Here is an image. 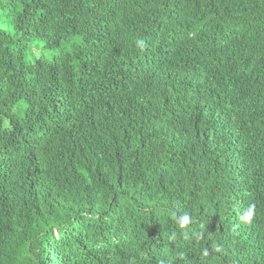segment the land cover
Returning <instances> with one entry per match:
<instances>
[{"label":"trees","instance_id":"16d2710c","mask_svg":"<svg viewBox=\"0 0 264 264\" xmlns=\"http://www.w3.org/2000/svg\"><path fill=\"white\" fill-rule=\"evenodd\" d=\"M0 264H264V0H0Z\"/></svg>","mask_w":264,"mask_h":264},{"label":"rangeland","instance_id":"374dc122","mask_svg":"<svg viewBox=\"0 0 264 264\" xmlns=\"http://www.w3.org/2000/svg\"><path fill=\"white\" fill-rule=\"evenodd\" d=\"M35 52V51H34ZM51 56V55H50Z\"/></svg>","mask_w":264,"mask_h":264},{"label":"clouds","instance_id":"9594fccd","mask_svg":"<svg viewBox=\"0 0 264 264\" xmlns=\"http://www.w3.org/2000/svg\"><path fill=\"white\" fill-rule=\"evenodd\" d=\"M142 43V42H141Z\"/></svg>","mask_w":264,"mask_h":264}]
</instances>
